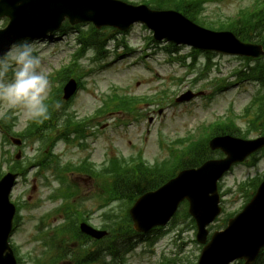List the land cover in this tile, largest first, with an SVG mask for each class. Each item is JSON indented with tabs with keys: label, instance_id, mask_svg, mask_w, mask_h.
Listing matches in <instances>:
<instances>
[{
	"label": "rangeland",
	"instance_id": "rangeland-1",
	"mask_svg": "<svg viewBox=\"0 0 264 264\" xmlns=\"http://www.w3.org/2000/svg\"><path fill=\"white\" fill-rule=\"evenodd\" d=\"M252 2L253 0H223L219 3H211L206 8V14L210 20L217 21L227 16H234L239 8L250 5ZM151 36V31L141 24H135L126 33L116 35L118 41L124 40L133 51L123 50L124 44L117 45V42L112 41L107 57L104 58L105 61H101L102 64L99 61H92L95 56L94 50L91 51L92 55L85 56L84 60H81L80 68L84 66L86 71L95 69L82 77L84 86L76 93L68 110L76 113L80 118L92 117L96 109L104 104L106 95L111 94L114 89L118 93L155 96L163 100L153 104L142 103L139 106L142 109V116L139 120L134 119L128 112L122 111L108 112L100 116L90 124L88 129V131H95V134H88L86 138L81 140L87 144L86 147L80 146L78 140L71 144L59 141L55 151L60 153L64 163L68 161L78 163L90 156L97 165H101L113 155L130 156L138 152H141L148 161L154 162L163 159L168 154L165 147L170 141L186 136L189 132H196L202 124L226 116L231 106L234 107L236 113H239L248 102L251 96L250 91L255 88L253 84L248 86L247 92H244L242 87L232 86L225 93L217 95L212 102L197 98L187 103H174L175 95L183 91L188 89L207 91L210 88H196L191 83L193 75L188 74L187 69L182 65L169 60L164 49L166 47L165 42H151L149 41ZM76 38V33L72 32L67 35L54 34L50 41H47V38L31 40L43 45L39 53L42 57L41 68L48 76L54 75L70 62L74 50L73 45L77 41ZM147 43L148 47L146 46ZM116 45L120 48H116ZM145 50L147 53L143 52ZM115 52L123 54L116 56ZM191 53L192 48L187 46H181L178 51L180 55H190ZM213 58L216 66L211 73L215 79L226 76L227 72L239 64L238 59L226 56L215 55ZM145 59L148 62L147 65L143 62ZM204 61L205 55H199L200 64L198 63V65L200 67H203ZM177 78L182 80L177 82L174 80ZM163 91H166V95L163 94ZM160 108L163 109L162 113H159ZM151 116L154 118L152 122L150 121ZM25 120L26 115L18 116L16 131H21L26 126L27 121ZM240 121L244 123L243 119ZM2 133L0 129V141L3 139ZM255 136L254 132L249 134V138ZM162 141L165 142L164 147L160 143ZM39 143L38 141L32 143L31 140H28L24 148L25 155L27 157L36 156L40 147ZM6 147L11 151L15 149L13 144H8ZM37 170V167H29L27 177H20L14 189V199L17 196L16 199H20L26 204V208L22 210L24 213L23 220L14 234L15 242L22 246V253L36 249V253L42 254V243L34 239L38 233L37 221L44 213L54 211L56 206L61 203V201L54 202L49 199L51 188L59 185L54 180V176L50 174V171H43L41 175ZM263 173L264 158L255 168L242 165L227 174L223 185L224 189H231V193L226 196V208L233 210L241 207L244 194H239L236 188L240 180ZM46 175L50 176V184L43 177ZM76 176L79 174H68L70 179ZM79 180L81 195L85 196L82 210L92 211V221L99 224L101 221L99 202L97 198L89 200L92 192L93 195L96 194L97 187L94 181L87 177L79 178ZM59 221L60 216L48 219V223H58ZM173 234L175 237L178 235L175 233L167 234V237L159 240L154 247V252L151 250L143 252L145 245L139 246L131 256V264H157L163 253L165 243L172 239ZM180 237L177 242L178 245L175 246V252L181 246L178 254L182 258L195 259L200 251L198 245L192 241L195 239V231L188 229ZM70 247H76V245L72 244ZM29 264L32 263L29 262Z\"/></svg>",
	"mask_w": 264,
	"mask_h": 264
},
{
	"label": "water",
	"instance_id": "water-1",
	"mask_svg": "<svg viewBox=\"0 0 264 264\" xmlns=\"http://www.w3.org/2000/svg\"><path fill=\"white\" fill-rule=\"evenodd\" d=\"M11 1L15 8L18 3L26 2L27 0H2L0 7ZM45 2L46 19L52 22L49 29L59 25L66 16H69L72 22L89 18L95 20L99 24L117 25L122 29H127L135 21H142L156 31V37L158 39L166 37L178 43H188L204 49H214L216 47L229 49L234 45V42L228 34L208 32L193 24L177 12L152 11L145 5L132 6L117 0H45ZM15 12L16 10L12 11L13 14H15ZM17 20L18 18L16 21ZM17 23H21V25L23 24L26 27L25 20L21 19ZM26 34L27 32L23 30L22 26L16 38L25 36ZM5 36H9L8 32L1 31L0 46L3 45L4 48H7L10 41L5 42ZM237 44L238 43H235L234 46ZM248 47L245 49H253V55L260 53V47ZM1 51L2 50H0V52ZM75 88V81H70L66 86V97H68ZM212 143L214 148L221 147L229 154L227 159L209 161L202 168L204 171L209 170L211 172L210 176L214 178L221 174L229 166L231 161L237 159L235 151L239 150V147L227 138H215ZM13 178V176H9L1 183L3 185L1 186V190L4 192V198L6 200V210L4 214L1 212L0 216V264H16L15 257L8 244V237L12 228V218L14 214V207L9 204L8 193L13 183ZM193 182L196 181L193 180ZM180 183H182V186L170 193L168 190L171 189L172 185H167L159 192L149 193L140 200L135 208L136 215L138 216L137 225L139 227L144 226L142 224L143 218H153L163 214L170 216L173 213L178 202L185 196L184 193L188 191L187 180H182ZM211 187V182H207L205 190L200 188L192 192L194 197V199H192L194 208L192 212L194 214H197V208L199 207L202 197L208 200L210 199L208 192L212 190ZM262 193L264 194V189L262 191L261 188L259 195L253 200L252 215L242 221L238 226H235L233 235L229 237L232 242L237 244V248L215 264H226V262L236 256L246 257L248 261H251L257 255L260 245L264 244V200L260 197ZM208 205L209 212L215 214L217 212L216 203L211 204V202H209ZM3 220H5V222ZM157 222L159 221L156 220L152 224ZM82 228L91 231L85 224L82 225ZM102 234L103 233L96 232L94 235L101 237ZM205 234L206 233L201 230L198 235L199 239L204 240Z\"/></svg>",
	"mask_w": 264,
	"mask_h": 264
},
{
	"label": "trees",
	"instance_id": "trees-1",
	"mask_svg": "<svg viewBox=\"0 0 264 264\" xmlns=\"http://www.w3.org/2000/svg\"><path fill=\"white\" fill-rule=\"evenodd\" d=\"M149 1L153 4L154 7L158 8H173L180 10L186 14H188L190 17L197 18V16L202 12L203 10V4L206 3L208 0H145ZM264 24V0H256L252 8L246 9L242 11V18L237 19L235 22H232L230 24H225L223 26V29H230L233 30L235 33H237L239 36H241L243 39H250L252 36V33L255 31V29L260 25ZM98 33H93L92 38L89 40H92V44L95 46H98L97 41L94 39L98 37ZM88 40V39H87ZM88 45V41H84ZM264 42V40H262ZM102 48V44L100 46ZM73 71L66 72L65 78L68 74L72 73ZM54 101V99L52 100ZM50 103V102H49ZM56 105H52V102L49 105V115L53 116L54 112H51L52 110H55ZM228 131V127H218L215 129V131L211 132L212 135L225 133ZM211 151L207 147V142L204 138H199L197 140H191L190 143L187 144V146H184L182 148H178L175 153H173V164L171 166H167L164 168L158 167L156 171L162 173L157 174L154 172V170H149L145 167H141L136 165L134 167V170L131 169L126 171H120L119 169H116L115 171H112L114 174L113 176V187L111 189L112 195H118L119 193H128L132 195H137L141 190L145 188H151L157 185L162 177L170 176L173 174V172L177 169L184 168L187 166H197L200 163H202L204 160L209 158L211 156ZM132 171V172H131ZM165 174V175H164ZM124 176L126 179L124 182L120 181V177ZM153 176V178H152ZM140 180H145L147 182L146 186H142L138 184ZM162 180V179H161ZM161 183V182H160ZM159 183V184H160ZM76 225V222H71L70 225L61 227L58 230V234L55 235L54 238L59 239L58 243L63 244L64 238L62 235L69 234L72 235L74 233L77 235V231L74 230L73 226ZM115 227H113L114 229ZM66 234V235H67ZM113 238L110 243L107 245L108 250L113 254V246L112 243H117V250L120 251L121 247L118 246V242L115 237ZM53 245V243L51 242ZM125 252H128L132 248V244L124 245ZM60 259V258H58ZM57 259V260H58ZM120 259H122L120 257ZM56 260V261H57ZM123 260V259H122ZM41 264H55V262L50 263H42L41 260H39ZM39 263V264H40Z\"/></svg>",
	"mask_w": 264,
	"mask_h": 264
},
{
	"label": "clouds",
	"instance_id": "clouds-1",
	"mask_svg": "<svg viewBox=\"0 0 264 264\" xmlns=\"http://www.w3.org/2000/svg\"><path fill=\"white\" fill-rule=\"evenodd\" d=\"M43 45L30 40L18 41L0 54V105L19 110L33 120L47 119L46 103L51 91L48 74L42 70L39 54ZM86 56L92 55L89 50ZM11 73L10 78L7 76ZM59 108L60 104L57 103Z\"/></svg>",
	"mask_w": 264,
	"mask_h": 264
}]
</instances>
